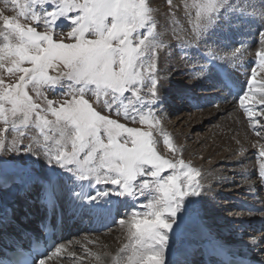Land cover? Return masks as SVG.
<instances>
[{
	"label": "snow or ice",
	"instance_id": "snow-or-ice-1",
	"mask_svg": "<svg viewBox=\"0 0 264 264\" xmlns=\"http://www.w3.org/2000/svg\"><path fill=\"white\" fill-rule=\"evenodd\" d=\"M10 2L18 14H0V72L17 78L11 83L0 75V153L36 155L37 163L42 158L61 172L41 177L31 170L10 171L8 161H0V187L16 184L26 201L55 212L60 192L70 183L73 210L98 219L113 211L112 201L106 197L135 202L147 196V202L140 205L143 211L133 210L119 221L127 226L129 242L110 257L109 264H169L166 254L182 237L186 219L197 212V202L191 198L201 196L202 185L198 169L182 157L166 158L157 148L160 141L154 130L163 136L170 152H180L163 132L155 112L163 102L156 61L159 50L167 45L157 30L151 0ZM167 2L171 6L173 0ZM183 6L191 30L187 38L177 39L185 56L195 53L192 78L231 89L226 74L241 59V48L221 47L218 33L252 20L264 21V6L257 8L252 0H185ZM19 17L35 26L22 24ZM61 20L69 24L66 33L55 31ZM41 26L43 31L38 30ZM259 35L264 44V30ZM256 57L247 91L239 96L249 119L260 112L247 105L253 101L264 105V80H257L264 73V51H257ZM30 87L43 104L29 94ZM57 87L65 89L59 100L48 99L41 91ZM30 128L38 129L43 138L36 152L31 143L20 147ZM254 131L260 134L255 124ZM259 156L264 158V149ZM259 175L264 178V162L259 164ZM97 185L114 187L91 195L89 190ZM8 229L15 230L9 234L16 237L11 247L15 249L19 243L23 248L27 238L32 253L8 264H46L51 258L42 251L41 238L29 235L17 223L15 212L5 209L0 212V239ZM42 232L46 235V226ZM252 246L256 247L255 241ZM54 249L51 255L67 251L64 244L54 245ZM86 251L103 264L100 254ZM260 251L264 253V249ZM0 264L5 260L0 259ZM213 264L246 261L242 257Z\"/></svg>",
	"mask_w": 264,
	"mask_h": 264
},
{
	"label": "bare ground",
	"instance_id": "bare-ground-1",
	"mask_svg": "<svg viewBox=\"0 0 264 264\" xmlns=\"http://www.w3.org/2000/svg\"><path fill=\"white\" fill-rule=\"evenodd\" d=\"M153 1L155 2V7H160L163 5L159 3L165 0ZM9 3L11 2L8 1L5 4L8 5ZM252 3L257 8L264 6V0H252ZM183 5L184 4H182L180 0H173L172 5L168 7V11L165 7V12L162 11L161 16L159 15L161 17L159 21H161L163 25L160 31L164 34L163 36L166 35V40L169 42L168 45H170V48L174 49L171 51L162 48L159 50L157 57L160 64L158 70L163 73L161 74L163 78L161 76L162 80L159 85L161 88L160 95L163 101L162 103L164 104V102L168 101L166 94L170 91L176 94L175 97L178 95L180 96V94L182 96L186 95L187 97L184 96L185 100H190L192 102V109L193 107L195 109L198 107L205 108L209 105L205 103L203 105L194 103L193 100L195 96L199 98L201 95H204L203 98L205 99H219V101L214 103L216 107L210 111L211 114L208 116H201L199 112L188 116L186 114V120L183 122V125L189 124L195 128H200L204 123H208L221 114L224 115L228 112L229 114L219 119V125L217 124L219 129L215 131L211 130L210 136L208 138H206V136V139L204 138L205 140L200 141L197 146L200 144L202 145L199 147L196 146L197 149L196 147L193 148L194 145H192L193 147L186 145L185 137L188 133L185 134L181 130H174L175 135L181 142L183 154L187 159L195 154H198V156L199 154L201 155L198 162H192L201 172L200 178H210L207 184H203L204 186L201 191L202 195H207V199L200 198V196L191 198L197 202V212L191 218L186 219L184 233L179 240L171 244L170 250L166 254V259L169 264H200L204 252L207 251L213 255L219 252L231 254L240 253L254 260L264 261V253L260 251V249H264V233L258 232L259 229L261 231L264 230V178L259 175V164L264 162V158L259 156L260 151L264 149V130H262L259 135L251 131L252 128H254V124L255 127L262 126V129H264V116H262V114L258 115L251 119L250 122L248 120L249 117L240 106L239 101L235 100L231 94L228 95L225 89L219 86H211L215 83L214 81H198L192 78L193 67L196 60L195 53L192 52L190 56H185V50L181 48L179 40H174L178 35L183 38H187L190 35L191 25L185 15ZM172 16H176L175 19L177 18L178 23L176 25L173 24L174 19H172ZM262 30H264V21L256 19L246 24L230 28L226 32L218 33L217 43H219L221 47L229 49L241 48V59L228 70L229 75L234 80L240 81L241 79H239V76L241 74L245 71L249 73L251 69L255 67V64L247 66L246 62L254 59L255 53L260 50L256 49L257 51L252 54L247 52L249 51V47L256 45L262 49L261 51H264V44L261 43L262 38L259 35ZM258 42L260 43L258 44ZM241 45H243V47H241ZM177 55H179L180 58H178ZM180 72L185 74L182 83V78H174ZM257 80H264V73H260L257 76ZM197 87H205L201 90L207 91H195L193 88ZM189 96H191V98ZM257 99H259V97H257ZM247 106L255 110L262 105H257L255 101H253L252 104ZM257 117H260L262 122L255 123ZM159 118L163 131H173V123L168 122L169 115L166 110L163 111V114ZM249 123L251 124L249 125ZM246 127H248V130ZM196 142H198V139ZM230 155L233 156L230 157ZM205 159H209V161L204 162ZM246 161H248V164ZM238 163L247 164L237 169L235 172L239 174V177H254L251 181L245 180L243 182L244 186L242 185L240 187V189H245L240 191V193L247 194L249 197L253 198L250 202L244 201L246 202L244 204L248 208L260 209L263 213L248 214V217L256 216L252 220L243 218L245 216L240 215L239 217L227 216L228 218H222L221 216L223 215L219 213L218 215H214V213L219 212L217 209L220 208L214 207L216 203H219H214L216 201L214 196L216 197L218 194H222V192H220L221 189L219 190V186L230 185L232 181V179L228 178L226 175H228V172L231 173V171L233 172L234 170L224 168V165L235 166ZM39 167L40 169L37 175L41 177L49 176L55 170L49 167L43 160ZM220 175L224 176L223 179L221 178V181H219ZM64 176L66 177L67 174H64ZM71 187L72 185L69 183L59 194L60 202L64 206L63 213L64 216H66V231L68 234L62 238L61 241H58L56 245H60L64 241L66 242L69 240H71V243H68V245L66 244V252H62L59 255L50 254L51 258L46 260V264H100V262L95 259V256L90 255L89 251H86V249L90 250L93 254H100L103 258V264H109L110 257L115 256L119 249L129 242L127 226L121 225L119 221L121 219H127V214L131 213L133 210L143 211L140 205L147 202V196L140 197L135 202L125 197H118L115 195L106 197L105 199H110L112 201L113 211L111 215L106 218L98 219L73 210ZM113 187L114 186L110 187V185H97L96 188L89 191L91 195H95L97 190ZM16 189V184H12L8 188L0 187V212H3L5 209L9 210V212H15L17 222L23 224L22 226L24 227H33L34 222H37L42 215L39 204L35 201H26ZM240 189L235 188L231 191H239ZM78 190L79 189H77V191ZM232 195L234 196V192ZM251 204L252 207H250ZM232 205L234 204L230 206L232 207ZM118 208L120 209L118 210ZM29 215L36 217V221H30ZM25 216H27V222L23 219ZM111 216L113 220L108 221L107 218ZM225 219H229L230 222L233 221V224L221 226L222 230L218 229L220 226L218 227L213 224L216 220L223 221ZM71 220H75L72 227L69 226ZM83 223H86L84 227H82ZM91 226L95 230L101 227L102 230L97 232L92 230ZM229 226L231 227L228 228ZM232 227H234L236 233L231 232L233 231L230 230ZM253 231L256 233L250 234ZM83 234H85L84 237L82 236ZM244 235L246 238L250 237L253 239L247 240V238L246 240H240ZM84 239L86 241H84ZM89 241H91V243H89ZM253 241H255L256 247L252 246ZM54 250L55 249H53L52 252H54ZM63 257L69 259V261L63 260Z\"/></svg>",
	"mask_w": 264,
	"mask_h": 264
},
{
	"label": "rangeland",
	"instance_id": "rangeland-1",
	"mask_svg": "<svg viewBox=\"0 0 264 264\" xmlns=\"http://www.w3.org/2000/svg\"><path fill=\"white\" fill-rule=\"evenodd\" d=\"M4 1L5 0H0V14L7 15V16H10V17H17L18 10L12 5V3H9L8 5H6ZM8 1L10 2V0H8ZM180 2L182 4H184L185 0H180ZM159 4H161L163 6L155 7V2L153 0H151V6L153 7V9L156 8L155 9L156 10L155 16H156L157 25H158V29L157 30L161 33L160 29L162 28L163 25L161 24L162 22L159 21V18H161L160 16H161L162 11L165 12V9L166 8H167V11H168V7L170 5L168 4L167 0L161 1ZM175 17L172 16V19H174L173 20V24L176 25L178 22H177V18L175 19ZM19 20H20V22L22 24L32 23L34 25V22H32L30 20H25L23 17H19ZM57 23H58V27H56V29H55V31L57 33H60V32L66 33L69 30V24H68V22L61 20V21H58ZM168 23H169V21H168ZM0 28H2V21H0ZM38 30L43 31L44 28L41 26ZM162 35H164V34H162ZM173 35H174V33H173ZM177 37L174 40H177ZM179 37H181V36H179ZM163 38H164L165 44L167 45V47H164V49L165 50H171V51L174 50V49L170 48V45H168L169 42L166 40L167 39L166 38V35L163 36ZM259 43L260 42H258V44ZM258 48H260V47L259 46H256V45L253 46V47L251 46V47H249V49H248L249 51H247V52L254 54V52H256L257 50H260V51L262 50L261 48L260 49H258ZM177 53H178V50H177ZM177 57L180 58L179 55H177ZM156 63H157V75H158V78H159L158 87H159V89H161L159 85H160L161 80H162L161 79V76H162L161 74H163V73L160 70H158L159 69V66H160L158 60L156 61ZM50 74L56 75L57 73H50ZM0 75H3V77H4V79H5L6 82H11V83H14L15 80H16V78H17L16 76H11V75L6 74V73H3V72H0ZM176 77L177 78H182L181 79V83H182L183 80H184V78H185V74L183 72H180L174 78H176ZM162 78H163V76H162ZM204 88L197 87V88H193V89H195V91H199V92L200 91H203V92L204 91H207V90H201V89H204ZM41 91L43 92V94L45 96H47L48 99H52V100L55 101V100H59L60 99L61 93L63 91H65V89H61V88L57 87L55 91H51V90H48L47 88H43V89H41ZM29 94L32 95L33 98L37 100V102L43 104L42 98L38 99L36 97V93L31 89V87L29 88ZM175 95L176 94H174L172 91H170L169 93H167L166 94V97H168V101L164 102V104L163 103H160V105H158L156 107L155 112H156V115L158 117H160L163 114V111L164 110H166L168 112V115H169V121L168 122L173 123V128H172L173 131L172 130H167V131H163V132L166 133L169 137H171L173 144L177 148L180 149V152H178V153L170 152L168 150V148L163 144V136L160 135V133L158 131L154 130V135L160 141V143L157 145V148L160 151V153L162 155H164L166 158H169V159H178V158H181L182 157L186 162L190 163L193 167H195L197 169V167L195 165H193V163L198 162L200 160L201 155L199 154V156H198V154H195V155L190 156L189 159H187L184 156V154H183V149H182V146H181V142L178 140L177 136L175 135L174 130L175 131H178V130L180 131L181 130L185 134L188 133V135L185 137V140H186L185 142L187 143L186 145L187 146L188 145L189 146L194 145V147L193 146L192 147L195 148L199 144L200 141H203V140H205L206 138H208L210 136V134H211L210 131L211 130H214L215 131V130H218L219 129L218 128V125H219L218 124V121H219V119L222 118V117H225L226 114L228 115L229 112L226 113V114H224V115H222V114L219 115L217 118L209 121L208 123H204L200 128L192 127L189 124L183 125V122L186 120V117H185L186 114L188 116V115H191V114L193 115V114H196V113L199 112L201 116H208V115H210L211 114L210 111L213 110L216 107V105L214 103L217 102V101H219V99H217V98L216 99H210V98H206L205 99V98H203L204 95H201V97H199V98H197L195 96L194 97V100H193L194 103L199 104V105H203L205 103V104H209V105L206 106L205 108L198 107V108L195 109L193 107V109H192V107H191L192 102L190 100H185V97H187L186 95L183 94L185 97L182 96L181 94H180V96L178 95L176 97H175ZM189 97L191 98V96H189ZM65 98H67V97H65ZM237 100L239 101V99H237ZM255 110L257 112H261L259 115L262 114V116H264V111H262V110H264V105H262L260 108H256ZM49 118L52 119V117H49ZM113 118H116V117L113 116ZM248 120L251 122V119H248ZM255 120L258 121V122H262V119H260V117H257ZM121 122H125V121H123V119H121ZM127 123H128V126H131V127H142L138 123L137 124H132L131 122H127ZM250 124L251 123H249V125ZM1 127H2V125H1ZM246 128L248 130V127H246ZM249 128H250V126H249ZM255 128L257 130H259L260 133L262 132V130H261L262 129V126H258V127H255ZM251 131H252V133L257 134V131H254V128H252ZM8 138H9V141H10L11 140V136L9 135ZM197 139H198V142H196ZM42 142H43V138L40 135L39 130L38 129H35V128H30L29 130H26V136H25V138H23V142L20 145V147H25V146H27V145H29L31 143L33 145V151L36 152L37 151V148H38V144L39 143H42ZM200 145H202V144H200ZM199 146H197V147H199ZM197 147H196V149H197ZM231 156H233V155H230V157ZM42 160L43 159L41 158L40 161H39V163H37V156L36 155H28V154H25L23 152H20V153H0V161H8V168H9L10 171H13V170H31L32 172H34L37 175V172L40 169L39 166H40ZM207 161H209V159H205L204 160V162H207ZM246 163L248 164V161H246ZM246 163H238V164L235 165L236 167L235 166H230V165H224L225 166L224 168H227V169L230 168V169H233L234 171L233 172L231 171V173L228 172V175H226V176H228V178L232 179L231 184L230 185L219 186L220 187L219 190L221 189L220 192H222V194H218L216 197L214 196V198L216 199V201L214 203L219 202V203H216L214 207L215 208H218V207L221 208V209L218 208L217 210L219 212L214 213V215H218V213H219L220 215H223V216H221L222 218H228L227 216L239 217V215H240V216H245L243 218H246V219L249 218L250 220H252L256 216L248 217L249 215H251V213H253V214H261L262 213V211L260 209H257V208L256 209H253V208L246 207V205L244 203L250 202L253 198L249 197V195H247V194L240 193V191L245 190V189H240V187L243 185V182L245 180L246 181H251L254 178V177H251V178L250 177L249 178L239 177V174L235 173L237 171V169H239V168L247 165ZM54 171L57 172V173L61 172L60 169H58V168H55ZM165 174H167V173H165ZM209 178L210 177H207V178H204V179H201L200 178V183H201L202 187L205 184H207V181L209 180ZM219 178H220V180L219 179L218 180L221 181V178L223 179L224 176L220 175ZM111 186L112 185H110V187ZM235 188H238L240 190L239 191H231L232 189H235ZM233 192H234V196L232 195ZM218 193H219V191H218ZM229 195H230V197H229ZM201 197L204 199V198L207 197V195L206 194L205 195H202L201 194L200 198ZM244 201H246V202H244ZM231 204H234V205H232V207H231L230 206ZM252 204L250 205V207H252ZM216 205H218V206H216ZM233 206H235V207H233ZM243 206H245V207H243ZM232 222L233 221L230 222L229 219H225L223 221L216 220V222H214L213 224L214 225H217L218 227L220 226L218 229H221L222 230L221 226H223V225H229ZM230 227L231 226H229L228 228H230ZM230 230H233L231 232H235L236 233V231L234 230V227H232ZM240 231H237V232H240ZM220 232H222V231H220ZM258 232L264 233V230L261 231L259 229ZM254 233H256V232L253 231L250 234H254ZM261 233H259V234H261ZM82 236L84 237L85 234H83ZM232 236H233V234H232ZM247 238L244 235V236H242L240 238V240L253 239V238H250V237H247ZM80 240H81V238H80ZM84 241H86V240L84 239ZM68 243L70 244L71 243V240L66 241V242L64 241L61 244H64L66 246V244L68 245ZM62 259L63 260H66V261H69V259H66L64 257Z\"/></svg>",
	"mask_w": 264,
	"mask_h": 264
}]
</instances>
